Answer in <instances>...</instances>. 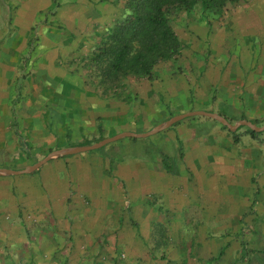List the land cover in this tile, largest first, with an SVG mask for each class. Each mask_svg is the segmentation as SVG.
<instances>
[{"label": "rangeland", "instance_id": "374dc122", "mask_svg": "<svg viewBox=\"0 0 264 264\" xmlns=\"http://www.w3.org/2000/svg\"><path fill=\"white\" fill-rule=\"evenodd\" d=\"M49 1L34 19L7 3L12 17L0 31L5 90L16 95L20 83L14 143L0 152L10 165L192 110L264 125V0L171 14L181 54L113 87L90 58L128 0L113 20L94 13L103 0ZM248 130L189 116L0 174L9 177L0 181V264H264V131Z\"/></svg>", "mask_w": 264, "mask_h": 264}, {"label": "trees", "instance_id": "16d2710c", "mask_svg": "<svg viewBox=\"0 0 264 264\" xmlns=\"http://www.w3.org/2000/svg\"><path fill=\"white\" fill-rule=\"evenodd\" d=\"M236 1L128 0V13L103 35L90 58L100 75V83L113 87L127 76L150 77L159 62L180 55L183 44L170 24L171 14L190 9L196 4L220 12L227 3ZM99 128L101 131V125ZM248 131L256 134L250 129ZM161 156L164 169L167 172L175 171L169 156L165 153Z\"/></svg>", "mask_w": 264, "mask_h": 264}, {"label": "crops", "instance_id": "0c3cea01", "mask_svg": "<svg viewBox=\"0 0 264 264\" xmlns=\"http://www.w3.org/2000/svg\"><path fill=\"white\" fill-rule=\"evenodd\" d=\"M121 1L122 0H118V1L103 0L104 3L100 4V7L97 6L94 13L97 14L98 18L103 17L104 20H110V19L113 20L117 11V6H115V4L117 3V5H119L118 3H121ZM7 3H15V5H19V8H17V10L15 11L17 17L20 16L21 18L25 19V17H28V15L23 16V14L27 11H30L29 13H31L32 15L31 16L29 15V17L34 19L36 17L35 15L36 12L42 9V5L45 4L46 6H48L50 1L49 0H0V31H3V29H5L4 25L6 21L10 17H12L10 11L8 10ZM105 28L107 29L108 27L106 26ZM0 68L2 69V66H0ZM5 68L8 70V67ZM8 79L9 77L5 76V72H0V152L2 149H6L8 151H10L11 149L9 141L12 139V136H10L12 112L14 111V107L18 100L17 98L19 96V89H20L19 78L18 80L15 78L14 85L16 86L15 87L16 95H13L8 87L7 90H5L4 84L5 83L8 84ZM12 143H14V140ZM9 163L10 162L8 160H4V158L2 159L0 158V169L2 168L18 169L10 165ZM5 174H10V173H5ZM6 176L7 175L0 176V181L9 180L8 179L9 177Z\"/></svg>", "mask_w": 264, "mask_h": 264}, {"label": "water", "instance_id": "95a60500", "mask_svg": "<svg viewBox=\"0 0 264 264\" xmlns=\"http://www.w3.org/2000/svg\"><path fill=\"white\" fill-rule=\"evenodd\" d=\"M195 115L206 116V117H209L211 119H214V120L218 121L221 125L227 127L231 131L237 130V128L242 126V125L247 126L249 129H251L252 131H255V132L264 131V125L258 126L256 124H254L252 121L247 120V119H241L238 122L232 124L224 116H222L216 112H209V111H204V110H192L189 112H185V113H181V114L172 116L171 118L166 120L163 124H161L157 127H154L152 129H150L149 131H146L144 133L122 131V132H120L114 136L103 138V139H101L95 143L89 144V145L76 146L73 148L63 149V150H54V151L50 152L49 154H47L41 160L37 161L36 163H34L32 165H29L28 167H26L24 169L13 170V169L2 168V169H0V174L1 173H10L13 175H19V174H24V173H31V172L35 171L36 169H38L40 166H42L44 163H46L52 157H59V156H63V155L75 154V153H79V152L97 149V148H100V147H102V146H104V145H106L112 141H115L121 137H147V136H150V135H152L156 132H159L163 129H166L167 127L171 126L172 124H174L175 122H177L183 118H186L189 116H195Z\"/></svg>", "mask_w": 264, "mask_h": 264}]
</instances>
